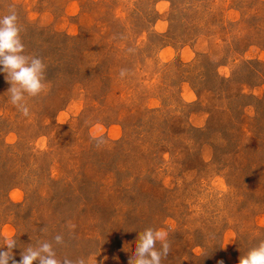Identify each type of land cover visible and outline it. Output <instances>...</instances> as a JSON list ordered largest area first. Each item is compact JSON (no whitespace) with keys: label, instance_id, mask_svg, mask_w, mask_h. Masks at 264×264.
I'll return each instance as SVG.
<instances>
[{"label":"rangeland","instance_id":"1","mask_svg":"<svg viewBox=\"0 0 264 264\" xmlns=\"http://www.w3.org/2000/svg\"><path fill=\"white\" fill-rule=\"evenodd\" d=\"M10 8L50 88L24 117L0 72V243L16 235L17 261L57 234L56 259L86 264H128L147 227L168 233L161 264H238L264 240V0Z\"/></svg>","mask_w":264,"mask_h":264},{"label":"clouds","instance_id":"2","mask_svg":"<svg viewBox=\"0 0 264 264\" xmlns=\"http://www.w3.org/2000/svg\"><path fill=\"white\" fill-rule=\"evenodd\" d=\"M21 27L14 8L9 9L7 15L0 16V72L5 74V80L10 87L7 89L10 103L18 112L28 117L30 109L28 98L46 94L50 88L46 87L47 66L36 55H26L25 46L21 39ZM125 71L121 70L123 77ZM56 245H62L64 238L57 234L53 238ZM53 242H38L36 246L23 248L20 260L13 255V249L19 247L16 235L13 233L4 237L0 243V264H86L84 258L75 261L64 258L56 259ZM157 243L160 247L157 248ZM170 252L168 233L147 227L138 232L135 248L129 257L128 264H161ZM222 264V262H221ZM238 264H264V240H259L253 247L240 255Z\"/></svg>","mask_w":264,"mask_h":264},{"label":"trees","instance_id":"3","mask_svg":"<svg viewBox=\"0 0 264 264\" xmlns=\"http://www.w3.org/2000/svg\"><path fill=\"white\" fill-rule=\"evenodd\" d=\"M147 113H151L150 110L146 111ZM140 134V133H139ZM125 145V144H124ZM67 219L64 220V223H66Z\"/></svg>","mask_w":264,"mask_h":264}]
</instances>
